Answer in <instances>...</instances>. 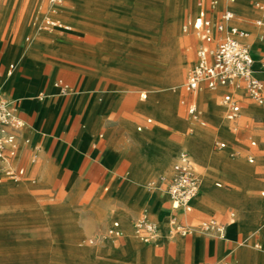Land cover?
<instances>
[{"label":"rangeland","instance_id":"1","mask_svg":"<svg viewBox=\"0 0 264 264\" xmlns=\"http://www.w3.org/2000/svg\"><path fill=\"white\" fill-rule=\"evenodd\" d=\"M125 1L131 9L118 17L109 13L82 12L79 9V3L67 0L68 5L64 9L68 19L73 20L70 16L75 14L79 22L84 19L86 23L101 25L93 31L101 37L87 39L80 36L81 27L87 31L93 30V27L84 23L79 25L69 23L71 27H74L71 33L67 36L58 35H63L70 44L79 47L81 44L85 45L89 53L93 55L91 58L95 63L88 65L99 72L98 101L103 103L109 92L116 97V100L109 99V106L105 109L102 118L105 128L103 133L109 135L110 143L115 147L123 146L128 154H132L133 139L128 125L133 132L143 133L146 128L138 132L137 126L145 125L146 118L152 117L153 122L149 127L159 126V131L166 134L177 147L174 163L178 161L179 154L187 150L194 168L200 172L201 183L195 198L200 205L212 210L220 203L221 197L225 195L224 192L238 193L248 187V193L252 197L264 199L260 195L264 190V159L261 156L264 154V120L257 122L251 114L243 117L237 129H224L221 128L220 123L226 118L225 112L218 118L220 122L210 121L208 118L212 131L210 146L220 137H227L231 142L247 150L250 149L249 136L255 137L258 141V147L252 149L258 153L255 163H249L243 151L236 158L228 160V163L240 161L243 166L252 171L249 180L254 184L253 187L245 176L242 178L243 187L242 179L236 173L243 172L241 168L218 166L209 159L205 154L210 153V147L202 151L193 144L192 140L196 134L189 135L187 142L182 144L183 136L197 127L191 124L185 107L180 103L183 83L193 65L197 50L194 37L186 35L182 27L204 6V3H200L199 0ZM249 1L237 0L235 7L240 10L246 8ZM29 5L30 13L27 9L24 16V8ZM48 11V0H0V38L6 39L11 34L19 33L22 43L31 44L36 35L48 37L42 32L48 30L41 28ZM178 13L180 14L175 41L170 32V22ZM21 22H23L22 27ZM27 39L29 40L26 41ZM83 41L88 44H84ZM177 61H182V71L180 76L175 78L173 69ZM143 91L148 92V99L141 98ZM214 92H217V89L205 92L201 96L202 100L205 101L209 97L216 98ZM128 96L133 98L130 105L134 111L130 113L128 108H125L124 114L120 106L124 97L128 98ZM250 103L257 107L261 106L252 101ZM208 113L210 115V112L205 109L206 117ZM248 127L252 129L245 133L244 130ZM23 143H26V140ZM229 150H231L230 146ZM194 151L199 152L200 159L194 155ZM128 154H126V160L129 162L127 171L119 186V189H124L121 194L112 193L110 185L90 186L88 184L67 186L62 192L56 193L51 187L50 179L44 181L35 179L32 165L39 158L34 151L27 150L26 146L22 147L20 143L15 164L19 163L26 168V177L16 183L8 176L3 179L4 173L0 171V188L25 186L24 193L12 200L10 206H4L0 201V264H178L175 260L167 261L154 253L155 247L159 246L160 242L156 245L144 244L135 237L133 230V239L139 245L150 249L152 251L150 256L143 257L138 248L128 253L122 251L126 244L122 215L128 209L125 197L131 188V186L127 187L126 182L128 176L135 170L134 162ZM212 154L215 158L216 153ZM158 158L159 161L151 171L149 167L154 164L148 163L147 167L141 166L135 173L140 183L137 187L149 194L143 202H150L155 194H163L167 198L166 187L162 186L161 181L163 176L169 175L167 172L170 168L162 164L160 157ZM200 165H206L208 170L206 166ZM217 182H221L222 186L218 187ZM107 186L108 190L105 189ZM139 209L140 207L135 208L133 213L136 214ZM99 212L103 213L101 218L98 215ZM205 212L207 216L202 218L194 207L192 212L179 216L187 219L188 223H185L193 228L195 234L207 233L201 229V224L203 219L210 216H215L222 221L221 215L234 212V218L240 221L242 217V210L233 203H225L215 211ZM12 213L18 214L17 219L11 216ZM134 214L130 217L131 223ZM63 218H67L69 223L66 224ZM115 220L120 221L118 231L123 233L122 236L109 232ZM157 222L161 232L169 226L168 220L164 224ZM263 225L264 220L259 219H256L254 223L249 221L244 223L242 229L245 237L241 241L240 249L243 253H237L238 264H264V254L259 256L264 253ZM257 242H260L262 247L256 248ZM95 247L102 251L92 255L85 252ZM244 247L250 251L246 252ZM231 252L227 250L224 256H229ZM224 256L219 262L224 261ZM230 259L229 257L226 261ZM228 264L236 263L231 261Z\"/></svg>","mask_w":264,"mask_h":264},{"label":"crops","instance_id":"2","mask_svg":"<svg viewBox=\"0 0 264 264\" xmlns=\"http://www.w3.org/2000/svg\"><path fill=\"white\" fill-rule=\"evenodd\" d=\"M74 1L80 4L79 9L82 12L109 13L119 17L129 12L131 9L125 0ZM199 2L204 3L201 9H207L209 15L214 19H217L219 13L225 8L233 10L237 16L235 23L239 27L250 32L247 41L252 45L254 56L256 58L261 56L264 52V39H260V29L254 24V21L264 18V14L261 10L256 8L254 4L255 2H264V0H250L248 6L246 8H241V10L235 7L237 0L234 2L219 0L218 5L214 9L211 8V0H199ZM67 5V0H64V4L59 8V13L57 15L54 14V17L63 21L66 27L42 31L47 34L49 38L36 35L31 44L22 43L19 33L11 34L10 37L6 39L0 38V93L11 100L15 113L24 123L21 129L14 130L17 141L19 142V148L16 154L10 157V164L13 168H23L25 170L23 177L19 181L23 180L26 177V168L19 163L15 164V159L21 143L22 147L24 145L27 150L34 151V154L39 158L37 162L32 165V170L36 177L35 179L37 181L50 179L51 187L56 193L62 192L67 186L88 184L90 186L110 185L112 193L119 195L124 191V189H119V186L127 171L129 162L126 160V154H128V151L123 146L115 147L110 143L109 135L103 133L105 128L102 123L105 109L109 106V99L116 100V97L109 92L103 103L98 101L97 87L99 72L90 68L88 65L90 63H95L91 58L93 55L89 53V49L85 45L81 44L79 47L78 45L67 42L63 38V35L58 36L59 34L69 35L74 28L71 27V24L79 25L80 23H84L87 26L93 27V30L87 31L81 27L80 36L87 37V39L101 37L96 32H93L100 28L101 25L86 23L84 19H81L79 22L76 16H74L75 14L70 16L73 20H69L66 9H64ZM24 9V16H26L25 13L31 10L30 5ZM27 9L28 11L26 12ZM201 9L183 24L182 29L186 24H190ZM22 23L23 22H21L20 25L21 27ZM183 32L186 35L194 37V42L197 44L198 49L199 41L193 28H191L189 32H185L183 29ZM216 35H218V33H216ZM28 40L29 39L26 41ZM83 43L88 44L86 41H83ZM209 46H212V44H209ZM11 66H13V68ZM257 77L264 82V72H258ZM60 80L68 84L69 91L67 93L61 92V85L58 83ZM216 89L217 92H214L216 93V98L209 97L205 101L202 100L201 96L205 92L215 91ZM216 89H204L192 95L187 93L184 87H182L180 103L185 107L191 124L197 125L196 129L190 130L191 133H188V131L187 134L183 136L184 142L182 144L187 142L189 135L196 134L192 140L193 144L202 151L210 147V153L205 154L209 159L214 161L218 166H236L237 169L241 168L243 172H236L237 175L240 176V179L244 178V176L247 177V180L251 183L249 176L252 174V171L246 166H243L240 161L228 163V160L236 158L237 155H240V152L243 151L245 152L244 157L246 160L249 163H255L258 153L252 149L258 147V141L255 137L249 136L248 146L250 149L248 150L241 145L238 146L236 143L231 142L227 137H220L210 146L212 131L209 126L208 118L210 121L220 122L218 118L225 112L224 116L226 118L220 123L221 128L237 129L243 117L251 114L254 115L257 122H262L264 120V103L255 102L245 93L235 91L232 88L218 87ZM227 94L231 95L240 107L238 116L233 119L227 116L228 109L223 103V99ZM141 98L144 100L148 99V92L143 91L141 93ZM132 99L133 98L129 96L128 98L124 97L121 103L122 105L120 106L124 114L125 108H128L130 113L134 111L130 105L131 102H133ZM183 99L196 103L202 113L200 122L192 120L187 109L188 104L183 103ZM250 101L261 106L257 107L254 104L252 105ZM125 105H127V107ZM205 109L210 112V115L208 113V117L205 116ZM241 116L242 118H240ZM152 122L153 118L147 117L145 125L137 126L138 132L146 128V131L143 133L133 132L128 125L133 139V152L128 155L134 162L135 170L128 176V181L126 182L127 187L131 186V188L125 197L129 210L127 209L122 215V220L124 222L123 227L125 230L124 237L126 238V244L122 251L128 253L138 248L143 257L150 256L152 251L146 246L139 245L133 239L132 235L135 220L145 210L148 211L152 219L162 224L168 220L172 213H175L182 222L188 223L184 216L179 215H186L192 212L194 207L197 209V214L201 215L203 218L207 216L205 211L212 212L225 203H233L242 210L240 221L234 218V212H230L229 215H221L222 221L215 216H210L202 220V222H204L215 219L224 224L226 226L224 238L215 237L205 231L206 234H195L192 232L186 236L171 238L166 228L160 234V245L155 247L154 253L167 261L171 259L172 262H174L175 260L178 264H228L231 261L238 264L237 253H243L240 249L242 246L241 241L245 237L242 228L244 223L248 221L254 223L256 219L260 221L264 220V199H255L252 197L248 193V187L247 189L244 188L246 191L242 190L238 193L224 192L225 195L221 197L220 203L212 210L200 205L199 201L195 199V196L191 202L190 210L185 211L183 209H178L173 211L171 208V198L167 191H165L167 198L163 194H155L152 196L150 202H143L149 197V194L137 187L140 183L137 180V176H135L136 171H138L141 166L147 167L148 163L154 164L149 167L151 171L159 161L158 157H161L168 149H171L175 145V143H172L168 139L166 134L159 131V126L154 125L153 127H149ZM251 129V127H248L244 131L246 133ZM197 130L199 131L198 134ZM25 140L26 143H28L27 145L23 143ZM252 141H255L256 144L252 145ZM216 142L223 143V147L220 149L216 148ZM229 146L231 150H229ZM183 151L188 153L187 150ZM213 152L216 153V155L214 154L215 158L213 157ZM233 153H235V155H232ZM249 156L254 158L253 162L249 161ZM261 156L264 159V154ZM240 158L242 157L240 156ZM8 165L7 162L1 161L0 171L4 173V169ZM173 166L168 169L167 174L170 175L172 173ZM200 166L204 167L206 165ZM194 170L200 176V172L195 168ZM206 170H208V167ZM5 177L6 175L4 173L3 179ZM242 183L244 187L243 179ZM216 185L221 187L222 183L217 182ZM162 186L166 187L165 184ZM253 186L254 184H252L251 187ZM23 187L25 191V186ZM108 188L107 186L105 189L108 190ZM260 195L264 197V190L261 191ZM137 207H140V209L134 214L135 212L133 213V211ZM133 214L135 216L131 223L130 217ZM98 215L101 218L103 213L99 212ZM11 216L17 219L18 214L12 213ZM119 227L120 221L115 220L110 229L113 228L118 231ZM122 235L123 233H121L120 236ZM135 237L137 238L136 235ZM255 246L256 248H260L262 244L257 242ZM244 248L246 252L250 251L246 247ZM227 250H231L232 254L224 256ZM100 251L102 250L95 247L85 252L92 255ZM263 254L264 253L259 256ZM223 256L224 261L219 262L220 258ZM229 257L231 259L226 261Z\"/></svg>","mask_w":264,"mask_h":264},{"label":"built area","instance_id":"3","mask_svg":"<svg viewBox=\"0 0 264 264\" xmlns=\"http://www.w3.org/2000/svg\"><path fill=\"white\" fill-rule=\"evenodd\" d=\"M48 2L49 11L43 19L41 28L44 30L65 28L62 21L54 17V12L64 4V0H48ZM218 3L219 0H211V8H216ZM254 5L264 14V2H255ZM236 19V13L229 8L223 9L217 19L211 17L207 9H201L190 24L184 26L185 32L193 28L199 41L195 60L183 84L187 93L194 95L204 89L227 87L245 93L255 102L264 103V82L257 77L258 72H264V52L259 58L254 56L252 45L247 41L250 32L239 27L235 23ZM254 24L259 27V36L263 40L264 18L256 19ZM58 83L61 85L62 93L69 91L68 84L61 80ZM182 102L188 104L187 109L192 120L200 122L202 113L196 103L186 99ZM223 103L227 106V116L230 119L238 116L240 107L231 95H225ZM23 125L22 119L15 113L11 100L0 93V162L5 161L9 164L4 169V173L14 181H19L25 173L23 168H13L10 164V157L14 156L19 148L14 130L21 129ZM255 144L256 142L252 141V145ZM223 145L221 142L215 143L218 149ZM249 161L253 162L254 158L249 156ZM161 182L166 185L173 211L191 209V202L199 191L201 178L194 170L186 151L179 154L172 173L163 176ZM168 225L167 231L171 238L186 236L193 232V228L182 222L175 213L169 216ZM201 229L219 238H224L226 233V226L215 219L202 222ZM134 231L142 242L155 245L159 243L161 229L147 210L135 220ZM109 232L121 235L113 228L109 229Z\"/></svg>","mask_w":264,"mask_h":264},{"label":"bare ground","instance_id":"4","mask_svg":"<svg viewBox=\"0 0 264 264\" xmlns=\"http://www.w3.org/2000/svg\"><path fill=\"white\" fill-rule=\"evenodd\" d=\"M60 11V9L56 10V12H54V14H58ZM179 14L178 13L175 18L170 22V32L173 35L175 41V34H176V27H177V23L179 20ZM179 41V40H178ZM177 41V42H178ZM176 42V43H177ZM181 60V59H180ZM182 62V61H181ZM180 61H177V65L176 67L173 69V76L175 78H178L181 74L182 71V65H181ZM176 63V62H174ZM174 66V65H173ZM172 76V75H171ZM178 83V82H177ZM170 144V143H169ZM167 145V144H166ZM165 145V146H166ZM173 145V144H172ZM167 147V146H166ZM171 147V146H170ZM165 149V148H164ZM167 150V149H166ZM176 152H177V147L176 145H174L171 149H168L161 157H160V161L162 164H164L165 166H167L168 168H171L174 164V159L176 156ZM194 155L200 159V154L198 151H194ZM17 183V182H16ZM9 185V184H8ZM2 187V186H1ZM24 193V187L23 185H18V186H8V187H3L0 188V200L2 201V203L4 204V206H10L12 200L18 198L20 195H22ZM66 221V224H68V220L67 218H63ZM51 223V222H50Z\"/></svg>","mask_w":264,"mask_h":264}]
</instances>
